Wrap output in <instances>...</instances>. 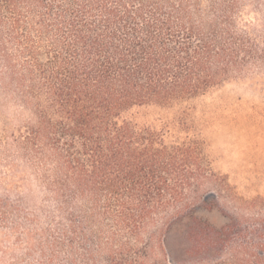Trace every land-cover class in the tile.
<instances>
[{
    "label": "trees",
    "instance_id": "obj_1",
    "mask_svg": "<svg viewBox=\"0 0 264 264\" xmlns=\"http://www.w3.org/2000/svg\"><path fill=\"white\" fill-rule=\"evenodd\" d=\"M244 2L0 0L10 166L28 172L25 196L0 199V221L22 234L27 262L180 264L193 253L264 264V218L221 207L188 118H138L190 105L263 60L240 27Z\"/></svg>",
    "mask_w": 264,
    "mask_h": 264
},
{
    "label": "rangeland",
    "instance_id": "obj_2",
    "mask_svg": "<svg viewBox=\"0 0 264 264\" xmlns=\"http://www.w3.org/2000/svg\"><path fill=\"white\" fill-rule=\"evenodd\" d=\"M239 23L264 52V0H245ZM1 104L0 100V199L17 200L19 193L22 197L27 193L28 172L23 166L15 170L10 166L9 143L15 127L13 109ZM179 115L188 118L192 134H198L205 143L210 168L217 177V186L223 190L219 189L221 207L238 217L264 218V58L190 105L173 110L147 107L138 112V118L146 123ZM217 190L209 186L206 192L215 194ZM25 202L29 205L32 199L28 197ZM208 218L216 226L225 222L217 212ZM15 233L0 221V264H30L24 258L27 249L21 240L22 234ZM180 240L183 241V235ZM184 244V249L190 246L187 241ZM170 248L177 254L176 239H171ZM180 259V264H209L193 253ZM223 259L216 257L211 264H221ZM224 262L254 264L248 254L236 260L230 257Z\"/></svg>",
    "mask_w": 264,
    "mask_h": 264
}]
</instances>
